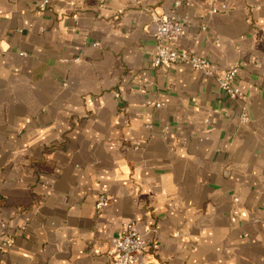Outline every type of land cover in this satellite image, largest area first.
Returning a JSON list of instances; mask_svg holds the SVG:
<instances>
[{
  "label": "crops",
  "instance_id": "0c3cea01",
  "mask_svg": "<svg viewBox=\"0 0 264 264\" xmlns=\"http://www.w3.org/2000/svg\"><path fill=\"white\" fill-rule=\"evenodd\" d=\"M42 1L0 0V264H111L128 227L142 264H264V0ZM173 15L237 99L154 65Z\"/></svg>",
  "mask_w": 264,
  "mask_h": 264
},
{
  "label": "built area",
  "instance_id": "2783aa9c",
  "mask_svg": "<svg viewBox=\"0 0 264 264\" xmlns=\"http://www.w3.org/2000/svg\"><path fill=\"white\" fill-rule=\"evenodd\" d=\"M50 0L40 3L41 8L50 4ZM180 2H177L179 5ZM189 5V3H187ZM158 31L156 34V53L153 63L156 67L171 63H180L197 70L208 77H215L221 91L231 99L241 95L238 86V65L220 72L216 63L207 56L180 50L176 46V39L181 35L189 23L185 17L173 15L171 17H158ZM162 107V103H157ZM247 117L243 115V119ZM109 197L106 193L99 196L97 207L102 209L107 205ZM157 231V227H150L140 231L137 227L126 228L115 247L108 252L111 264H142L140 255L144 248L146 236Z\"/></svg>",
  "mask_w": 264,
  "mask_h": 264
}]
</instances>
